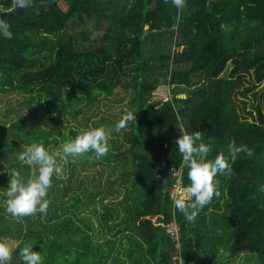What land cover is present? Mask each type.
<instances>
[{
    "label": "trees",
    "instance_id": "1",
    "mask_svg": "<svg viewBox=\"0 0 264 264\" xmlns=\"http://www.w3.org/2000/svg\"><path fill=\"white\" fill-rule=\"evenodd\" d=\"M0 2L14 6V0ZM0 18L13 32L0 37V81L38 90L45 107L133 89L136 119L126 118L119 128L135 166L132 231L159 264H171L175 240L166 226L174 216L182 225L185 264L195 256L189 224L164 192L174 181L172 167L182 164L175 146L179 128L252 148L250 156L241 152L228 161L226 204L236 222L233 255L254 254L264 264V0H185L179 13L170 0H33L26 9H0ZM48 46L55 50L48 62L31 55ZM33 139L46 146L48 135L32 124L25 140ZM9 142L4 150L18 145ZM17 156L11 168L19 170ZM183 181L189 183L185 165ZM39 216L30 217L47 226ZM109 218L104 224L113 230ZM5 226L22 236L19 219L0 214V230Z\"/></svg>",
    "mask_w": 264,
    "mask_h": 264
},
{
    "label": "rangeland",
    "instance_id": "2",
    "mask_svg": "<svg viewBox=\"0 0 264 264\" xmlns=\"http://www.w3.org/2000/svg\"><path fill=\"white\" fill-rule=\"evenodd\" d=\"M60 4L63 8L67 7L65 1ZM54 51L53 46H48L31 55L48 62L53 58ZM132 95V88L120 87L106 99L99 97L93 101L76 103L67 98L58 108L52 109L40 104L38 90L29 92L21 85L14 86L0 81V149L4 152L0 155V165L2 172L6 173L0 180V214L5 215L7 221H18L4 211L3 190L9 178L7 170L11 169L14 155L30 144L25 138L32 124L46 131V147L51 151L62 141L75 137L83 128L103 126L105 129L106 122L109 123L110 131L105 129L109 144L107 153L100 158H96L91 151L79 154L63 166L64 179H53L47 191V211L42 216L39 213V218L47 226L30 216L19 219L23 223V246L31 244L34 250H39L42 264H108L109 253L116 243L112 229L108 230L104 224V218H109L110 213L109 224H120L132 232L133 218L130 214L135 211L138 199L133 185L135 166L127 151L129 143L122 136L121 129L115 127L118 120L125 121L127 114H135V107L130 101ZM158 98L153 96L151 100ZM75 108L76 111L73 112ZM5 140L11 141V145H14L12 141H16L18 145L4 150ZM34 141L39 143L37 139L31 142ZM204 141L211 148L209 157L218 152H223L226 157V140L208 138ZM18 162L21 175L27 178L29 166L19 160ZM225 175L226 173L218 172L214 177L219 188V195H214L210 201L216 205L213 206L214 217L206 214L207 225L195 228L196 231L199 229V236L195 239L199 264H260V259L256 255L254 257V254L243 252L233 255L231 251L232 231L236 222L230 216L226 204L228 195ZM105 212L108 214H102ZM17 225L15 223L14 227ZM0 231L6 236L3 240L11 248L15 247L17 239H13V229L5 226ZM99 237L103 240H99ZM18 251L17 248L12 253L8 264H19L16 254ZM125 255L126 260L132 257L131 253Z\"/></svg>",
    "mask_w": 264,
    "mask_h": 264
},
{
    "label": "clouds",
    "instance_id": "3",
    "mask_svg": "<svg viewBox=\"0 0 264 264\" xmlns=\"http://www.w3.org/2000/svg\"><path fill=\"white\" fill-rule=\"evenodd\" d=\"M33 0H14V6L26 9L31 7ZM172 6L179 10L184 6L185 0H170ZM13 32L7 20L0 18V37L10 39ZM135 117V114H134ZM129 113L127 119H132ZM136 119V117H135ZM124 125V120H118L116 128ZM180 129V134L175 139L180 160L187 167L189 183L185 186L184 195L177 196L173 204L177 210L183 213L186 221L195 219L198 211L208 204L214 195H219V188L214 180L215 175L231 171L229 159L235 160L237 154H252V148L246 143L236 144L230 141L228 144V157L223 152H218L214 157H209L210 145L201 138L199 130L186 131ZM108 134L103 126H89L77 132L75 137L62 141L59 146L51 151L38 142L30 143L19 152L17 159L29 166L27 178L13 167L8 172L7 185L3 190L4 211L13 218L20 219L24 216H41L47 211L49 200L47 191L53 179H64V165L69 159H74L79 154L91 151L96 158H100L108 151ZM264 191V184L260 185ZM16 253L19 264H42V256L39 250H34L33 245L25 244L18 248ZM13 249L8 242L0 239V264H8Z\"/></svg>",
    "mask_w": 264,
    "mask_h": 264
},
{
    "label": "crops",
    "instance_id": "4",
    "mask_svg": "<svg viewBox=\"0 0 264 264\" xmlns=\"http://www.w3.org/2000/svg\"><path fill=\"white\" fill-rule=\"evenodd\" d=\"M185 188V186H184ZM184 196L187 198V194L185 192ZM213 206H216L214 202L210 203L209 206H203L197 213L196 217L192 221H187V224H189V229H190V235L193 239V248L195 252L194 258H192L188 264H199L198 256H197V246L195 243V239L199 236V229L196 231L195 228L196 226L204 225L206 226V214L207 215H212L213 212ZM210 217V220L212 218ZM214 217V216H213ZM123 224V222L121 223ZM120 224H116L114 229L111 232L114 233V240L116 243L112 246V250L109 253V258H108V264H159L157 261V258H154L151 256L145 247V244L142 242L141 238L134 233L133 231L129 228H124ZM204 229V228H203ZM207 230V228H205ZM119 231V232H118ZM208 231V230H207ZM105 235V234H104ZM103 235V237H104ZM109 235H107L108 237ZM4 236L3 234H0V238L3 239ZM14 237V236H13ZM24 236H21L20 238H13L17 239V243L15 247H13L12 253L16 252L17 248H19L21 245L23 247V242L25 238ZM23 238V239H22ZM100 238V237H99ZM99 240H103L102 237ZM132 254L131 259L126 260V255L125 254Z\"/></svg>",
    "mask_w": 264,
    "mask_h": 264
},
{
    "label": "built area",
    "instance_id": "5",
    "mask_svg": "<svg viewBox=\"0 0 264 264\" xmlns=\"http://www.w3.org/2000/svg\"><path fill=\"white\" fill-rule=\"evenodd\" d=\"M183 167V164H181L180 166L172 167L171 174L174 181L171 186L164 190V192L168 193L173 200L177 198V196L183 195ZM167 225L168 226H166V232L173 240H175V249L172 254L171 264H185L182 254V245L180 242V230L182 225H180V222L178 221L176 216H174Z\"/></svg>",
    "mask_w": 264,
    "mask_h": 264
},
{
    "label": "water",
    "instance_id": "6",
    "mask_svg": "<svg viewBox=\"0 0 264 264\" xmlns=\"http://www.w3.org/2000/svg\"><path fill=\"white\" fill-rule=\"evenodd\" d=\"M15 6H12L10 9H7L1 2H0V9L1 11H6V10H12L14 9ZM179 96H186V94H179Z\"/></svg>",
    "mask_w": 264,
    "mask_h": 264
}]
</instances>
